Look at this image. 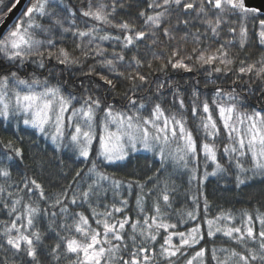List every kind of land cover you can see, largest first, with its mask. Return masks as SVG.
<instances>
[{
	"label": "snow or ice",
	"instance_id": "snow-or-ice-1",
	"mask_svg": "<svg viewBox=\"0 0 264 264\" xmlns=\"http://www.w3.org/2000/svg\"><path fill=\"white\" fill-rule=\"evenodd\" d=\"M19 3L0 0V27ZM0 121L84 165L57 157L45 183L20 170L23 137L0 138V264H264V199L205 191L264 181V13L246 0H29L0 31ZM140 151L159 167L107 171Z\"/></svg>",
	"mask_w": 264,
	"mask_h": 264
},
{
	"label": "trees",
	"instance_id": "trees-1",
	"mask_svg": "<svg viewBox=\"0 0 264 264\" xmlns=\"http://www.w3.org/2000/svg\"><path fill=\"white\" fill-rule=\"evenodd\" d=\"M28 4L29 0H27L17 17H19L21 13L26 10ZM169 74L177 80L181 77L188 80L190 77L195 75L191 73H184L181 70H172ZM77 77H79L78 70H76L75 77H70L69 73L65 72L63 78L71 81ZM51 82L55 84L57 83V80L51 79ZM76 82L78 84L79 80L76 79ZM201 89L203 90V83H201ZM210 90L211 86H209L208 91L210 92ZM117 107H119V103H117ZM14 133L23 137V142L20 146L23 147L25 151L23 162L20 164V170L26 171L30 176L36 175L38 179L47 183L49 173L57 171L56 166L59 163L57 157L64 161V167L66 171H69V176H71L72 169L84 166L80 163V161L76 160L75 156H73L67 149L57 152L55 150V146H53L49 140L36 133L35 130L28 129L20 125V130L18 131L15 127V123L9 127L7 122L0 121V138H3L4 140L13 138ZM41 159L45 161L43 172H41L40 168L35 163V161ZM105 167L108 172L115 173L118 177L143 178L145 171L150 168L154 170L159 167V160L150 154L136 153L132 155L130 160L106 165ZM13 174L15 176V171ZM148 174L151 175L152 173L149 171ZM173 179L176 181L178 186V195L175 207L179 208L186 201V194L188 193L190 185L188 184V176L186 174H183L181 177L175 176ZM191 187L195 190V185L192 184ZM205 191L210 195V198H214L215 204L222 205L226 208H247L250 205H255L257 200L264 199V196H262V192H264V181L257 178L256 180L249 181L246 185H241L237 188L235 187L234 177L231 175L225 176L223 179L211 177L206 182ZM187 203L190 205V199L187 200ZM213 211H215V207L213 208ZM190 226L191 224L184 225L181 227V230ZM50 242V240L46 241V243Z\"/></svg>",
	"mask_w": 264,
	"mask_h": 264
},
{
	"label": "water",
	"instance_id": "water-1",
	"mask_svg": "<svg viewBox=\"0 0 264 264\" xmlns=\"http://www.w3.org/2000/svg\"><path fill=\"white\" fill-rule=\"evenodd\" d=\"M26 2L27 0H20V3L17 4L16 8H14L12 12L8 14L7 19L4 21L3 27H0V31H3L4 28L9 27L13 21H15ZM246 5L248 7L258 8L260 9L261 13H264V0H246Z\"/></svg>",
	"mask_w": 264,
	"mask_h": 264
},
{
	"label": "rangeland",
	"instance_id": "rangeland-1",
	"mask_svg": "<svg viewBox=\"0 0 264 264\" xmlns=\"http://www.w3.org/2000/svg\"><path fill=\"white\" fill-rule=\"evenodd\" d=\"M13 123H15V122H13ZM21 126H23L22 124H21ZM48 140V139H47ZM49 142L51 143V141L49 140ZM52 144V143H51ZM53 145V144H52ZM54 146V145H53ZM137 153H146V154H150V155H152L153 156V154L152 153H150V152H145V151H140V152H137ZM134 154H136V153H134ZM156 159H158L157 157H155ZM159 160V159H158ZM120 162H124V161H120ZM120 162H117V163H120ZM116 164V163H115ZM203 170V168H201V171ZM169 171L171 172L172 171V169L169 167ZM209 171H211V166L209 167ZM186 174V173H185ZM183 175V174H182ZM182 175H180V174H174L173 175V178L176 176V177H181ZM187 175V174H186ZM188 176V175H187ZM209 178H211V177H209ZM193 185H195V182H193Z\"/></svg>",
	"mask_w": 264,
	"mask_h": 264
}]
</instances>
